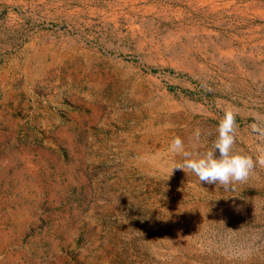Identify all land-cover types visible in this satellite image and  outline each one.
I'll use <instances>...</instances> for the list:
<instances>
[{
  "label": "rangeland",
  "instance_id": "obj_1",
  "mask_svg": "<svg viewBox=\"0 0 264 264\" xmlns=\"http://www.w3.org/2000/svg\"><path fill=\"white\" fill-rule=\"evenodd\" d=\"M229 107L255 159L264 0H0V264H264V168L169 150Z\"/></svg>",
  "mask_w": 264,
  "mask_h": 264
},
{
  "label": "clouds",
  "instance_id": "obj_2",
  "mask_svg": "<svg viewBox=\"0 0 264 264\" xmlns=\"http://www.w3.org/2000/svg\"><path fill=\"white\" fill-rule=\"evenodd\" d=\"M255 119L259 121L260 118ZM237 128L236 113L229 107L224 109V114L218 122V135L211 150L193 156L186 151L183 140L179 136L175 137L170 143L169 150L183 154L185 159L174 168L185 172L191 171L198 177L200 183L217 184L223 186L225 191L232 190L235 183L245 182L257 166L264 168V124L254 122L249 125L258 140L255 145V159L251 155L233 150ZM199 136L200 131L197 129L195 132L197 140Z\"/></svg>",
  "mask_w": 264,
  "mask_h": 264
}]
</instances>
